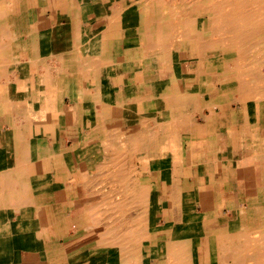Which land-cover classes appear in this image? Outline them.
Instances as JSON below:
<instances>
[{
	"label": "crops",
	"instance_id": "obj_1",
	"mask_svg": "<svg viewBox=\"0 0 264 264\" xmlns=\"http://www.w3.org/2000/svg\"><path fill=\"white\" fill-rule=\"evenodd\" d=\"M97 1L0 0V264H170L166 255L176 249L179 237L260 230L263 213L242 211L255 204L264 207L263 87L243 92L224 86L223 77L209 89L198 87L200 101L192 113H183L187 116L176 134L177 163L165 155L146 172L136 156L126 166L135 167L139 184L152 192L148 201L136 199L141 212L112 218L105 209L112 201L101 199L95 182L85 185L99 167L94 148L80 154L93 117L89 100L68 75L62 77L61 60L64 50L73 55L76 23L87 40L109 22L101 18ZM117 42L124 53L132 40L122 35ZM123 66L116 71L129 84L127 95L136 87L138 96L146 98L137 84L143 78L133 79L132 64ZM50 105L57 115L47 114ZM169 183L179 189V199H166ZM196 191L205 197L197 199ZM98 209L102 216L96 228ZM194 216L201 217L200 225L185 223ZM173 218L180 227L170 225ZM95 232L100 233L97 240ZM204 247L195 245V261L187 264H213L216 248L212 242ZM180 260L173 262L184 264Z\"/></svg>",
	"mask_w": 264,
	"mask_h": 264
},
{
	"label": "bare ground",
	"instance_id": "obj_2",
	"mask_svg": "<svg viewBox=\"0 0 264 264\" xmlns=\"http://www.w3.org/2000/svg\"><path fill=\"white\" fill-rule=\"evenodd\" d=\"M97 2L101 4V18L109 19V22L90 32L91 38L87 40L81 34L79 23L75 24L73 33L76 40L73 55L66 54L64 50L61 60L64 66L61 73L63 78L68 75L69 80L74 81L81 96L90 102L89 115L93 117V127L87 130L88 137H91H87L81 143L80 154L85 156L89 153V148H94L95 155L99 157V167L96 176L90 177L85 185L95 182L97 186H94L95 191L102 198L107 201L118 199L116 203H108L105 209L112 218L116 215L122 218L125 214L141 212L144 209L136 204V199L148 201L152 196L150 188L139 184L135 167V170L129 169L130 166L126 167L129 159L139 156L137 161L143 171H146L148 166H158L159 160L165 155L171 158L172 164L177 163L179 148L176 134L183 119H186L187 113L185 116L183 113L191 112L192 106H196L200 101L198 87L207 89L212 87L210 85L212 79H215L222 70H235L233 71L234 87L243 92L253 88L258 90L264 86V76L260 74L264 73V0H99ZM195 5L201 6L200 13L208 14L209 30H199L195 35H191L188 29L192 22L199 19V15L195 13ZM213 21H219V25H214ZM131 31L149 35V46H142L143 58L134 60L123 59L122 49L120 61L116 58L118 51L114 43L115 38ZM208 49L217 50L218 54L213 59L219 58V60L212 59L213 61L210 60L209 63L205 60L198 64L190 62L187 57L193 53L192 50L202 55ZM221 52L226 54L224 62L220 61ZM71 56L73 62L67 63V59ZM122 64L123 67L125 64H132L133 73L136 75L134 77L140 75L144 77V82L138 85L141 91L145 90L142 95L146 98L138 96L136 87L131 92L132 96L127 95L129 84L116 71ZM69 66L71 72L66 70L67 67L70 68ZM152 68L156 69L155 76L148 78L149 70ZM159 69L167 73V78L163 79L160 74L158 75ZM208 70H212L211 77L208 75ZM164 84L170 87L171 93L159 91V87ZM179 86L180 90H178ZM46 112L49 115L58 114L57 108L52 105L47 106ZM46 128L50 126L47 124ZM88 142L93 144L89 145ZM84 162L89 163L88 158H84ZM178 190L169 183L166 199H179L181 194ZM197 191L194 192L197 199L200 196L205 197L204 193L199 194ZM211 208V211H216L215 205ZM250 210L262 212V217L264 215V207L259 204L246 207L242 214H247ZM202 217L207 218L206 214ZM257 217L262 218L260 215ZM174 218L170 225L175 224ZM119 220L117 223L120 222ZM128 220L130 222V219ZM200 220L201 217L194 216L191 220L186 219L185 223L198 222L200 225ZM174 226L180 227L179 223ZM230 226L236 227L232 223ZM258 226L261 228L258 231H234L235 234L227 232L231 234L229 236L221 234L179 237L181 240L175 244L176 249L172 251L170 248L166 259H170V262L167 260L170 264H173V261L177 263L176 261L180 259L187 264V260L195 261L193 252L195 245L204 247L206 243L212 242L216 248L213 252L215 255L213 264H264V225ZM95 235L97 240L100 233L95 232ZM168 242L172 244L171 238H168ZM178 245L180 248L177 249ZM126 254L128 257H133L129 255V250H126ZM160 256L162 261L165 260L164 254ZM122 259L124 258H121V261Z\"/></svg>",
	"mask_w": 264,
	"mask_h": 264
},
{
	"label": "rangeland",
	"instance_id": "obj_3",
	"mask_svg": "<svg viewBox=\"0 0 264 264\" xmlns=\"http://www.w3.org/2000/svg\"><path fill=\"white\" fill-rule=\"evenodd\" d=\"M200 7H201L200 5H195L194 6L195 13L197 15H199V19H197L195 22H192V25H191L190 29H188V30H190V34L191 35H195L197 33V31H199V30H206V31L209 30V27H208V25H209L208 24L209 23V21H208V14L200 13V11H199L200 10ZM186 23H189V22H186ZM213 23H214V25H216V24L219 25V21H217V22L216 21H213ZM122 35L125 36V37H128L129 39L132 40V43L129 46L130 49L129 50L127 49L128 51H124V53H123L124 59L125 60H134V59H137V58L138 59H142L143 58V54H144L143 53L144 50H143L142 46H144V47L145 46H149V43H150L149 35H147L144 32L143 33H141V32L137 33V31H131L129 33H123ZM122 35H120V36H122ZM120 36L117 37V38H115V41H114V43H116V45H117V49L116 50L118 51V53L116 54V58H118V60L121 59L122 49L124 50V46L121 45V44H119L117 42V39L120 38ZM131 48H134V49H131ZM192 51H193V53H190V55L187 56V57L189 58L190 62H192V63H198V64H200L201 62H203L205 60H208V63H209V61L212 60L216 56V54H218L217 50H215V49H208V50L204 51V53L202 55H200L198 53L196 54V52L194 50H192ZM223 52L219 53L220 54V61H222V62H224V58L226 56V54H224ZM215 59H218L219 60V58H215ZM215 59H213V60H215ZM130 67H132V66H130ZM208 68L210 69V67H208ZM197 70H199V69H197ZM220 70H222V69H220ZM155 71H156V69H153V68L150 69L149 70V73H148V78H154ZM211 71L212 70H208V75L209 76L211 75ZM233 71L235 72V70H230V71H228V70H226V71L225 70H222V72H223L222 75H220V76L218 75L215 79H212L211 85L213 83H215V82H219V81L221 82V80H220L221 77H223L222 84L224 86L227 85V86L230 87V86L235 85V81H234L235 80V75H234V72ZM164 72L165 71L162 70V69H159L158 70V75L160 74V77H162L163 79L167 78V73H164ZM260 74L262 76H264V73H260ZM139 77H142L143 78V82H144V80H145L144 77L141 76V75ZM139 77H134L133 79L136 80ZM217 78H218V81H217ZM208 81L210 82V80H208ZM143 82H139V83H143ZM130 83H131V81H130ZM139 83H137V84H139ZM263 88H264V86H263ZM160 90H162V92L163 93H166V94L171 93L170 87L169 86H165V84L163 86H160L159 87V91ZM178 90H180V86L178 87ZM128 124H129V122H128ZM135 158L136 157H134V159ZM130 161H133L132 158L129 159V162ZM96 199H100L99 194H97V193H96ZM101 199H103V198H101ZM103 201H106V199H103ZM111 201L112 202H116V201H118V199H111ZM103 205L104 204H99L98 207L100 209L101 208H104ZM101 216H102V212H100L99 209L96 210V215H95L94 221H93L95 227L97 226L96 228H98V224L100 222V217ZM256 231H258V230H256Z\"/></svg>",
	"mask_w": 264,
	"mask_h": 264
}]
</instances>
